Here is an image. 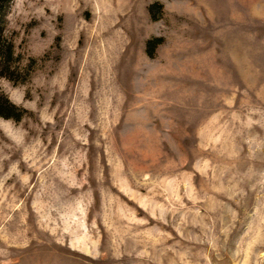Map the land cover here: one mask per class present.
Segmentation results:
<instances>
[{
  "label": "rangeland",
  "instance_id": "374dc122",
  "mask_svg": "<svg viewBox=\"0 0 264 264\" xmlns=\"http://www.w3.org/2000/svg\"><path fill=\"white\" fill-rule=\"evenodd\" d=\"M0 13V264H264V0Z\"/></svg>",
  "mask_w": 264,
  "mask_h": 264
},
{
  "label": "clouds",
  "instance_id": "9594fccd",
  "mask_svg": "<svg viewBox=\"0 0 264 264\" xmlns=\"http://www.w3.org/2000/svg\"><path fill=\"white\" fill-rule=\"evenodd\" d=\"M25 86L18 85L13 91L16 93L14 98L12 95H7L11 103H13L18 108H23L27 112L29 111H38L41 116L45 115L46 106H39L37 100H29L26 98ZM31 104L33 107L30 109L27 105ZM28 117L25 115L21 118L20 122L17 123L14 119L8 118L5 119L0 117V135L6 139V141L17 147H23L28 138L27 129L24 127L25 120ZM0 254L3 253V250H0Z\"/></svg>",
  "mask_w": 264,
  "mask_h": 264
},
{
  "label": "trees",
  "instance_id": "16d2710c",
  "mask_svg": "<svg viewBox=\"0 0 264 264\" xmlns=\"http://www.w3.org/2000/svg\"><path fill=\"white\" fill-rule=\"evenodd\" d=\"M8 2L9 0H0V10H4ZM3 17H4L3 14L0 13V66H2L3 69L7 71L10 65V60L12 59V56H13V51H12V44L4 37L3 32H2V22H3L2 18ZM3 108L4 106L0 102V116L5 117V118H13V119H17L19 117L18 115L4 114L2 111Z\"/></svg>",
  "mask_w": 264,
  "mask_h": 264
}]
</instances>
